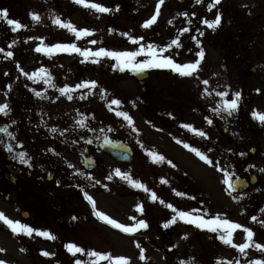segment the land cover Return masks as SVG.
Wrapping results in <instances>:
<instances>
[{
  "label": "rangeland",
  "instance_id": "obj_1",
  "mask_svg": "<svg viewBox=\"0 0 264 264\" xmlns=\"http://www.w3.org/2000/svg\"><path fill=\"white\" fill-rule=\"evenodd\" d=\"M88 2L111 11L98 12L75 0H0V9L8 10V18L25 25L13 30L5 19H0V49H4L0 52V105L8 104L10 109L7 115L0 114V128L7 126L12 133L8 136L0 132V212L56 237L52 240L35 232L32 236L14 234L0 222V261L76 264L78 259H92L88 250L127 257L129 264H249L264 259V252L255 247L242 255L237 248L223 243L218 238L226 231L223 227L212 232L178 216L175 223L164 227L176 215L166 206L172 204L193 216L199 210L206 220L219 216L250 228L253 241L264 244V147L262 131L256 128L261 121L253 117L254 111L264 113V32L260 31L264 0H220L211 10L213 0H164L155 23L149 27L143 25L156 14L159 0ZM31 13H36L39 21ZM209 13L221 16L215 29L203 23ZM56 18L71 22L78 30L88 29L91 34L77 37L57 25ZM129 36L143 39L132 43ZM92 40L96 43L92 44ZM173 40L177 43L173 44ZM56 44H75L92 52L100 48L134 52L144 46L145 52L135 58L137 62L149 58L147 46L151 44L161 58L170 57L180 65L197 60L200 63L191 75H181L172 68L146 69L149 75L141 86L132 78V70L121 71L112 57L89 55L86 59L78 52L36 51ZM201 50L203 58L197 55ZM7 52L13 55L7 56ZM249 67L255 69L251 76L246 73ZM41 68L46 72L30 78ZM171 73L175 78H169ZM205 80L208 84L203 83ZM90 81H95V86L76 87ZM169 81L177 82L170 85L173 89L179 86L183 97H197L196 102L199 91L214 86L219 92H229L227 97L219 96L220 105L223 99H232L235 92H240L236 111L250 109L246 131L241 129L234 138L231 131L221 134L222 117L215 114L219 140L212 145L214 153H205L213 161L211 165L184 147L185 143H193L192 147L201 152L206 150V145L195 138L188 137L180 145L165 138V113L173 96L170 89H165ZM66 86L72 91L62 94L60 89ZM37 92L41 95L37 96ZM113 100L120 104H112ZM154 100L160 105L156 110ZM117 112L127 113L132 124ZM196 114L197 107H186L188 124H201ZM81 121L85 126L81 127ZM206 124L207 121L202 129ZM102 136L128 143L134 152L132 160L118 163L96 152V142ZM18 142L22 143L19 148ZM86 143L97 159L91 171L81 163ZM250 146L256 148L253 155L248 152ZM21 152L28 163L19 158ZM149 153L165 159L155 162ZM217 161L235 176L255 174L257 182L244 192L232 193L223 182V172L215 166ZM14 162L16 168L12 169ZM117 169L149 191L132 186L116 174ZM153 192L158 199L151 198ZM177 192L186 195L179 196ZM85 193L92 197L95 208ZM138 205L143 211L138 210ZM22 210L28 212L27 218L20 216ZM96 212L127 227L140 220L148 227L124 232ZM252 217L257 219L253 221ZM246 236L243 228L233 230V244L245 243ZM69 243L85 252L73 255L65 247ZM141 249L144 259L140 258ZM43 252L52 255L45 256ZM99 264L108 262L101 260Z\"/></svg>",
  "mask_w": 264,
  "mask_h": 264
},
{
  "label": "snow or ice",
  "instance_id": "obj_2",
  "mask_svg": "<svg viewBox=\"0 0 264 264\" xmlns=\"http://www.w3.org/2000/svg\"><path fill=\"white\" fill-rule=\"evenodd\" d=\"M75 2L77 4H81L85 7H90L92 9H95L98 12H110L111 11V9L104 7L101 4L89 3L88 0H75ZM197 2L199 3L200 0H197ZM163 3H164V0H159V3L157 5L156 14L153 15L149 20L145 21V23L143 25L144 27H149L151 24L155 23L157 16L159 15L160 5ZM219 3H220V0H213V4L210 5L209 10H211V7H214L215 5H218ZM183 15H187V14L183 13ZM31 16L36 21H39V19H40L36 13H31ZM0 19H5L6 22L10 26H13V30H17L19 28L25 27V25H22L18 20L9 19L7 9H0ZM54 22L57 25H59L60 27H64V28L71 30L72 32H74L77 35V37H79L81 33L91 34L88 29H79L78 30L74 25L71 24V22L62 21L59 18H56V20ZM220 22H221V16L219 13L217 14L215 20H213L211 22L208 20L203 21V23L207 24L208 27L213 28V29H215L219 25ZM169 23H171V21H169ZM184 31H188V29H184ZM122 35L127 36L128 34L123 33ZM129 39L131 40L132 43H138L139 40L143 39V37L135 38V37L129 36ZM91 43L95 44L96 41L92 40ZM172 43L176 44L177 41L173 40ZM170 46L171 45H169V47ZM147 49H148L147 56L149 58L138 61V62L136 61L135 58L145 52L144 46H141L137 51H134V52L109 51V50L104 49V48H100L98 51L92 52L91 49H83L82 50V49L76 47L75 44H56V45H53L50 48H46V49H42V48L38 47L36 49V51H47L49 54H51V52L53 50L78 52L82 56H84L86 59L89 57V55L96 56V57H99V56L112 57L118 62V64L116 66L120 67L121 71H123L125 68H129L130 70H132L134 72H143L144 70L150 69V68H172L173 70L179 72L181 75H191L193 72H195L197 70V67L200 63V60H197L195 63L180 65V64L174 63L170 57L161 58L159 56V53L156 51L155 46H153L151 44L147 46ZM3 51H4V49H0V52H3ZM163 51H165V49H160V52H163ZM6 55L10 57L13 54H12V52H7ZM197 55L199 57L203 58L204 57L203 50H201ZM95 62H99V61H95ZM45 72H46V69L41 68L38 73H33L30 78L36 77V76L41 75ZM24 74L28 75L27 73H24ZM46 82H48V81L46 80ZM203 83L208 84V81L205 80V81H203ZM95 84H96L95 81H90V82H84V84L77 85L76 87L79 88V87H84L87 85L95 86ZM71 91H72V89L67 87V86L65 88L60 89V92L62 94H67V93H70ZM35 94L37 96L41 95V93H39V92H37ZM218 95L223 98V97H227L228 93L226 91H221L218 93ZM240 97H241V93L235 92L234 98L223 99L221 106L219 108H214L213 112L216 115H220L221 112H227L229 115H231L234 111L237 110ZM68 98L71 99L72 97L69 95ZM112 104L119 105L120 101L119 100H113ZM8 111H10L8 104L0 105V114L7 115ZM117 115L124 117L126 120H128L130 125L132 124V118L127 113L117 112ZM253 117L256 119H259L262 123H264V113H259V112L254 111ZM13 123H15V121H13ZM208 123L211 124L212 121L209 119ZM80 124H81V127L85 126L83 121H81ZM183 127L189 129L190 131H193L196 135H199L201 137H205L207 135L202 130L194 129L192 127V125H190V124H184ZM52 131H56V129H52ZM0 132L6 133L8 136H12V133L8 132L7 126L0 128ZM178 142H180V141H178ZM7 147L9 150H11L12 146L9 144V145H7ZM184 147L189 148L192 152H194L205 163H207L209 165H211L213 163V161L205 153L201 152L199 149L192 147L191 145H189L187 143L184 144ZM149 155L153 156L155 158V162H162L165 159L163 156H160L159 154H156V153H149ZM241 155H244V154L241 153ZM19 158L24 163H28V161L25 159V153L21 152L19 154ZM168 163H171V161H168ZM215 166H216L218 171L223 172L224 184L227 185L228 189L235 191L238 183L240 182L239 178L235 176V173H229V171L226 168L221 167L218 161L216 162ZM262 171H264V169H262ZM116 174L120 175L121 178L128 180L132 186L143 188L145 191H149L147 189V187L145 185H143L142 183H140L139 181L131 180V178L128 176V174L120 173L119 169L116 170ZM111 178H112V176L109 175L108 179H111ZM162 182L166 183L167 181L162 180ZM97 183H99V181H97ZM177 195L184 196L186 194L182 193V192H177ZM85 198L88 199L90 202H92L93 207L95 208V202L92 200V197L89 196L87 193H85ZM151 198L153 200L158 199V197L156 196V193H154V192L151 194ZM161 203H164V201H161ZM166 206L169 208H172L173 212H175V214H176L175 216H173V218L170 221H168L167 223L164 224V227H166V228L170 224L175 223L177 216L179 218L185 220L187 223L195 224L199 228H208L212 232H218L223 227L226 231L224 233H221L218 236V238L223 243L237 248V250L242 255H247L246 250L249 247H255L257 249V251L264 252V244H256L255 241H253L252 238L254 236V233H253L252 229H250V228H246V227H244L238 223H234V222H232L226 218L221 220L219 216H217L213 219L206 220V219H204L203 214L199 212V210H195L198 214L193 216L192 213L178 210L172 204H167ZM138 210L143 211L142 206L138 205ZM261 211H264V209H262ZM95 214L102 217L107 223L111 224L112 226L119 228L122 231L128 232V233L134 232L141 227H143V228L148 227V224L144 220L138 221V223L133 227H127L123 224L118 223L116 220L111 219L110 217L106 216L102 212H96ZM132 219H135V218L133 217ZM252 219H253V221H255L257 218L252 217ZM0 222H3L4 224H6L14 234H24L27 236H32V234L35 232L37 235L44 236V237H47V238L52 239V240L56 239V237L53 234H51L50 232L42 231L40 229L33 228L32 226H30L26 223H23L19 220H12V219L8 218L2 212H0ZM261 223L264 224V221H262ZM241 228H243V231L247 234L246 242L241 243V244H233V240H232L233 230L241 229ZM65 247L71 253H73V255H75L76 253H84L85 252L84 248L79 247L78 245L73 244V243L66 244ZM137 247H139V245H137ZM0 251H3V249H0ZM42 254L45 256L52 255L51 253H48V252H43ZM87 255L92 259L87 261V262L78 259V260H76V264H99V262L101 260H106L108 262V264H129L127 257L113 256L111 253H107V252L88 250ZM140 258L141 259L145 258L143 249H141ZM0 264H4V262L0 261ZM181 264H185V262L182 261ZM217 264H220V261H217ZM229 264H231V262H229ZM249 264H264V259L253 260V261H250Z\"/></svg>",
  "mask_w": 264,
  "mask_h": 264
},
{
  "label": "flooded vegetation",
  "instance_id": "obj_3",
  "mask_svg": "<svg viewBox=\"0 0 264 264\" xmlns=\"http://www.w3.org/2000/svg\"><path fill=\"white\" fill-rule=\"evenodd\" d=\"M260 28H261L260 31L264 32V20L261 21ZM230 41L231 40H229V42ZM248 76H251V75H248ZM169 78L172 79L175 77L173 75H170ZM168 83L169 84L166 86L165 89L167 90L170 89L171 91L169 94H173V96L170 95L172 97V100L168 102L169 107L167 108L166 113H165L166 114L165 119H164L166 122L165 128L166 130H168L165 132V138L170 143L171 141H173L174 144H178V145L186 141L188 137H190L191 139L195 138V140H197L198 142H201L202 146L206 145L207 149L206 150L204 149L205 151L202 149L203 153H206V154H209V152L214 153L216 149L212 145L213 143H218L219 135L216 134L217 132H215V127L217 128L218 124H217V120L213 119V117H215V113L213 112V109L219 108L221 106L219 103V95H218L219 88L214 86L211 89L209 88L207 91H201V92L199 91L197 94L198 100L196 102L197 97L190 98V99L183 97V94L179 91V88H180L179 86H176L174 89L172 88L170 84H175V83L177 84V82L169 81ZM227 93L229 94V92ZM152 104H153V109L155 110L160 106V105H157L156 100L152 101ZM188 105L189 106L191 105L194 108L197 107L198 115L197 114L196 115L199 117L200 119L199 121H201V124H199L198 126H195L194 124H190V125H192V127H196V129H200L204 131L207 134L205 137L196 135L193 131H190L189 129L183 127V125L188 124V121H189L186 117L187 116L186 107H188ZM163 109L165 110L164 107ZM193 114L194 113H191V115ZM250 116H251L250 109L244 110L243 113H240V111H234L231 115H229L227 112H221L220 117H222L221 120L224 125V127L222 128L221 134L223 135V134H226L227 131H231L230 135L233 136L234 138L235 135L240 134L241 129L246 131L247 124L249 123V120H251ZM209 119L212 121V123L206 124L205 128L202 129V125H205V121L208 122ZM256 128L262 131L261 135H262L263 147H264V123L261 122V124L258 125ZM256 128L255 130H257ZM249 131L250 132L252 131L251 124L249 126ZM21 145L22 143L18 142L16 144V147L21 146ZM190 145L192 146L193 143H191ZM255 151H256V148L254 146H250V148L248 149V152L251 155H253ZM263 154H264V151H263ZM94 155H95L94 152L90 151L87 148V143H86V147H84V151H83V157H87V156L93 157ZM263 159H264V155H263ZM16 164L17 163L14 162L11 168L15 169ZM20 171H21V168H18V172Z\"/></svg>",
  "mask_w": 264,
  "mask_h": 264
},
{
  "label": "water",
  "instance_id": "obj_4",
  "mask_svg": "<svg viewBox=\"0 0 264 264\" xmlns=\"http://www.w3.org/2000/svg\"><path fill=\"white\" fill-rule=\"evenodd\" d=\"M146 77H147V73L144 71L133 73V78L139 84H143ZM99 147L102 151L107 152L109 155H111L114 159L118 161L129 162L131 160L132 150L127 145H125L120 141H113L109 138H103L99 142ZM93 166H94L93 163H87L86 165L88 169H91ZM255 180H256L255 176L250 175L249 182L254 183ZM239 181L240 182L238 183L237 188L234 192L243 191L248 186V183L244 181L242 178H239ZM22 215L26 216L27 214L23 212Z\"/></svg>",
  "mask_w": 264,
  "mask_h": 264
}]
</instances>
